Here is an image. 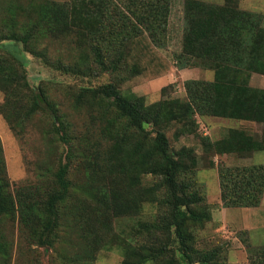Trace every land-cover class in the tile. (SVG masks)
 I'll use <instances>...</instances> for the list:
<instances>
[{
    "label": "trees",
    "instance_id": "trees-1",
    "mask_svg": "<svg viewBox=\"0 0 264 264\" xmlns=\"http://www.w3.org/2000/svg\"><path fill=\"white\" fill-rule=\"evenodd\" d=\"M6 3L0 10V43L8 42L18 51L5 47L0 54V116L17 136L38 113L50 122L51 133L61 140L65 134L47 88L31 85L26 63L17 57L19 45L45 66L78 75L85 73L86 64L100 73L120 72L132 43L141 36L159 48L167 43L170 0H25L24 7L11 0ZM185 9L187 25L178 62L213 71L212 81L188 80L185 99L150 105L142 96L122 91L120 76L96 87H80L72 106L96 115L103 123L101 137L66 140L65 155L60 152L58 169L50 172L42 193L12 192L0 140V264L10 262L12 251L3 221H17L19 239L27 233L31 244L53 247L59 206L74 188L66 159L75 154L90 167L86 182L73 191L84 211L83 230L91 231L97 248L106 242L103 231L109 230L113 217L147 215L123 241L121 264H223L220 248L196 246V230L211 220L195 180L199 157L191 147L174 150L167 131L174 127L175 136L195 133V116L257 123L262 126L258 138L229 129L221 152L243 158L264 152V89L249 86L251 74L264 75V27L261 16L240 10L237 0H224L222 5L186 0ZM40 40H66L83 49L74 65L51 63L46 47L36 48ZM129 71L137 73L135 65ZM200 142L214 153L215 144L208 137ZM135 163L144 166L142 172L132 171ZM218 182L225 208H256L264 194V165L220 164ZM146 205L155 211L146 212ZM244 244L250 247L247 241ZM254 255V261L264 264V247Z\"/></svg>",
    "mask_w": 264,
    "mask_h": 264
},
{
    "label": "rangeland",
    "instance_id": "rangeland-1",
    "mask_svg": "<svg viewBox=\"0 0 264 264\" xmlns=\"http://www.w3.org/2000/svg\"><path fill=\"white\" fill-rule=\"evenodd\" d=\"M11 1H14V5L25 6V0ZM199 1L214 5H222L224 2V0ZM6 2L8 0H0V10L7 5ZM237 5L240 10L261 16L264 27V0H237ZM185 8L186 0H170L166 46L159 48L150 43L146 36L139 37L131 45V52L125 60L126 67L116 74L100 73L97 68L88 67V64L82 67L85 73L65 74L53 66H45L41 58L23 52L19 45L17 57L26 63L31 85L47 88L50 101L57 104V109L63 118L65 134L60 135L64 138L61 140L59 136L51 133L50 122L38 113L26 122L19 132L20 135L17 136L0 116V140L13 193L19 189L42 193V185H47L50 172L58 169L60 152L62 157L65 155L68 147L66 140L76 142L79 137L85 135L89 140L101 137L99 130L103 123L93 117L96 115H90L86 110H76L72 106L73 96L80 87H96L120 76L122 91H130L142 96L145 104L150 105L167 99H185L184 84L188 80H213V71L202 67L182 66L178 62L177 56L182 49V36L187 25ZM5 47L17 50L8 42H4L0 43V54ZM44 47H46L47 60L51 63L60 60L66 66L74 65L83 49L66 40H40L36 48L40 50ZM134 65L137 73L132 74L129 70ZM249 86L264 89V75L251 74ZM2 101L3 94L0 92V103ZM195 118L197 122L195 133L175 136V128L172 127L167 131V136L174 150L182 146L191 147L199 157L195 180L199 193L211 213V220L196 230V246L201 250L220 248L223 264H259L254 261V253L257 248L259 250L264 247V195L256 208H225L220 200L218 168L220 164L264 165V152H256L249 158L221 152L224 150L222 139L228 136L229 129H242L258 138L262 134V126L252 122L215 117L195 116ZM201 137H208L215 144L214 153L204 150L200 142ZM75 155L74 158L66 159L70 166L69 177L74 188L86 182L87 172L90 171V167L86 164L88 161L82 159L83 156ZM143 167L141 164H132V171L142 172ZM73 189L72 194L59 206L60 226L58 238L52 248L31 244L26 236L27 233L23 239H19L17 221L2 222V230L12 242V251L10 262L5 261L1 264L122 263L123 241L131 237L133 227L139 220L149 216L113 217L111 225H108L109 230L103 231L106 242L97 248L99 243L95 245L94 239H91V231L83 230L81 215L84 211L80 210L76 198L78 193ZM145 211L154 212L155 209L146 205ZM245 241L250 244L249 248L245 246ZM83 257L91 258L85 261Z\"/></svg>",
    "mask_w": 264,
    "mask_h": 264
},
{
    "label": "crops",
    "instance_id": "crops-1",
    "mask_svg": "<svg viewBox=\"0 0 264 264\" xmlns=\"http://www.w3.org/2000/svg\"><path fill=\"white\" fill-rule=\"evenodd\" d=\"M264 195V194H263Z\"/></svg>",
    "mask_w": 264,
    "mask_h": 264
}]
</instances>
